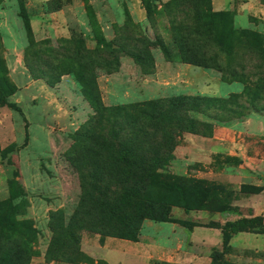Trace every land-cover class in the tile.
Here are the masks:
<instances>
[{
    "label": "rangeland",
    "instance_id": "obj_1",
    "mask_svg": "<svg viewBox=\"0 0 264 264\" xmlns=\"http://www.w3.org/2000/svg\"><path fill=\"white\" fill-rule=\"evenodd\" d=\"M80 75L95 80L103 111ZM0 84L21 109L0 106V245L17 244L21 264H210L222 251L220 229L203 225L145 218L136 238L113 236L124 226L90 194L113 195L117 177L103 170L96 179L77 157L96 133L116 143L127 120L115 105L214 97L190 113L194 132L170 131L177 138L159 169L186 185L212 181L210 190L197 191L188 210L159 188L150 197L165 196L168 216L197 224L240 217L214 209L224 203L241 216L264 214V0H3ZM245 184L263 189L243 192ZM262 229L234 234L215 263L264 264Z\"/></svg>",
    "mask_w": 264,
    "mask_h": 264
},
{
    "label": "trees",
    "instance_id": "obj_2",
    "mask_svg": "<svg viewBox=\"0 0 264 264\" xmlns=\"http://www.w3.org/2000/svg\"><path fill=\"white\" fill-rule=\"evenodd\" d=\"M3 0H0V4ZM25 20L28 21V15L23 13ZM162 51L169 55L170 51L163 41H159ZM182 46V45H181ZM136 60H146L148 55L141 52H131ZM187 62H194L182 55ZM195 64H200L195 62ZM83 80L84 88L87 94L94 102L99 111L105 109L102 105L100 93L96 86L95 80ZM11 91L8 87L0 84V106H8L14 110L21 111L20 107L14 101L9 99ZM214 97L205 95H185L178 94L167 98H155L145 100L136 104H129L133 110H128L127 105H115L111 108V112L116 115H122L126 120V125L115 131L113 141L102 138L100 133L91 135L94 144H85L81 154L77 160L93 165L94 176L99 175L103 170L107 176L117 177L116 187L110 189V195L105 190L98 189L99 193H95L92 199L96 201L95 205L100 213H104L115 222L121 223L124 227L123 235H113L134 239L139 233L142 221L149 218L155 221L178 222L188 228L194 226H207L220 229L222 251L217 252L210 264H216V259L223 260V255L229 247V242L234 234L241 231L263 232V216H241V210L238 205L224 203L216 205L214 208L217 212L236 213L240 217L234 220H226L220 224L210 221L207 224L192 223L188 220H181L168 216L170 205L165 196L159 197V200L150 197V190L153 187L159 188L163 195H170L180 200V205L188 210L190 208V200L196 195L197 191H208L213 185L212 181L198 180L204 184L194 182V185H186L175 179H164L159 174V169L163 167V160L166 158L165 153L171 149L173 140L177 136L170 134V131L176 129V133L181 131L194 132L197 119L191 112H196L202 105H213ZM138 112L139 114H136ZM130 119V121H128ZM128 126V127H127ZM131 129L128 131V128ZM125 130L120 136V131ZM175 133V134H176ZM112 150L116 151V155L112 156ZM107 151V154L106 152ZM103 157L105 162L113 165L118 162L121 165H105L99 160ZM94 159V161H92ZM110 166V167H109ZM127 168V169H126ZM121 175H118V174ZM118 177L120 179H118ZM98 177L96 176V179ZM122 178V179H121ZM100 181H103L101 178ZM263 189L262 186L242 185L241 191L248 193H259ZM112 196L113 199H109ZM141 197L144 199L141 200ZM132 202V209L129 204ZM9 220V219H8ZM10 225L15 228L13 215L10 216ZM12 242V241H11ZM13 243V242H12ZM22 249L17 244L3 247L0 245V264H21L23 261Z\"/></svg>",
    "mask_w": 264,
    "mask_h": 264
},
{
    "label": "crops",
    "instance_id": "obj_3",
    "mask_svg": "<svg viewBox=\"0 0 264 264\" xmlns=\"http://www.w3.org/2000/svg\"><path fill=\"white\" fill-rule=\"evenodd\" d=\"M263 163V160H260V165ZM262 186L264 187V181H263V183H262ZM261 195H263L264 196V189H263V192H261ZM239 206V205H238ZM251 209H252V205H251V207H250ZM253 210V209H252ZM249 215L248 216H254L253 214H250V212L248 213ZM263 222H264V214H263ZM218 229V228H217ZM239 233H241V232H238V233H236V234H239ZM235 234V235H236Z\"/></svg>",
    "mask_w": 264,
    "mask_h": 264
}]
</instances>
